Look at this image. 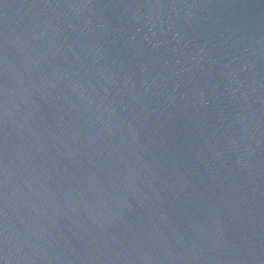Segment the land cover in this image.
<instances>
[{"label": "water", "instance_id": "obj_1", "mask_svg": "<svg viewBox=\"0 0 264 264\" xmlns=\"http://www.w3.org/2000/svg\"><path fill=\"white\" fill-rule=\"evenodd\" d=\"M0 264H264V0H0Z\"/></svg>", "mask_w": 264, "mask_h": 264}]
</instances>
